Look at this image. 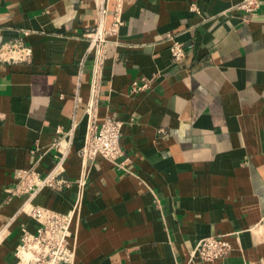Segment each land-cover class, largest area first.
<instances>
[{"label":"crops","instance_id":"obj_1","mask_svg":"<svg viewBox=\"0 0 264 264\" xmlns=\"http://www.w3.org/2000/svg\"><path fill=\"white\" fill-rule=\"evenodd\" d=\"M241 1L120 0L94 120L121 122L122 169L79 155L91 120L85 34L95 0H0V44L20 39L31 51L27 62L0 61V264L16 263L22 229L38 225L21 210L27 199L73 209L71 264H264L255 233L264 214V0L252 15L235 8ZM140 78L148 88L133 90ZM72 122L57 176L68 186L9 194L16 170L52 171L55 129ZM210 235L231 249L190 259Z\"/></svg>","mask_w":264,"mask_h":264},{"label":"built area","instance_id":"obj_2","mask_svg":"<svg viewBox=\"0 0 264 264\" xmlns=\"http://www.w3.org/2000/svg\"><path fill=\"white\" fill-rule=\"evenodd\" d=\"M260 0H242L235 8L252 15L260 5ZM95 16L91 30L85 34L92 50L89 82V100L84 111L91 119L87 126L86 135L82 147L79 150L81 162L85 163L99 155L115 167L124 168V163L118 161L122 155L119 143L121 122L112 117L96 123L94 120V107L99 92V80L101 69L105 58V45L110 38L117 34L120 25L119 13L121 9L120 0H116L111 20L107 22V0H95ZM191 9H195L191 6ZM22 35L26 31L21 32ZM169 54L173 61L183 59L184 50L177 41H171L168 46ZM30 48L22 40L0 44V61L7 63H20L29 61ZM149 81L145 78L135 79L131 86L133 90H145ZM75 122L63 130L61 127L55 129V138L48 148L56 155L52 171L41 176L33 165L26 169H18L15 172V183L8 189L12 195L26 194L28 198L44 186H68V184L57 176L62 172L61 162L68 148ZM85 183V181H82ZM21 210L29 215L38 225L34 233L22 229L20 242L15 250V264H71L73 253L68 245L69 224L73 215V209L65 213L56 212L44 207L33 205L27 199L21 206ZM255 231L264 239V214L255 227ZM231 249L230 243L221 236L210 235L197 240L189 251L190 259L212 261L226 254Z\"/></svg>","mask_w":264,"mask_h":264},{"label":"bare ground","instance_id":"obj_3","mask_svg":"<svg viewBox=\"0 0 264 264\" xmlns=\"http://www.w3.org/2000/svg\"><path fill=\"white\" fill-rule=\"evenodd\" d=\"M255 233H256V235L258 236V238H259L261 241H264V239L261 238V236H259V233H258V232H255Z\"/></svg>","mask_w":264,"mask_h":264}]
</instances>
